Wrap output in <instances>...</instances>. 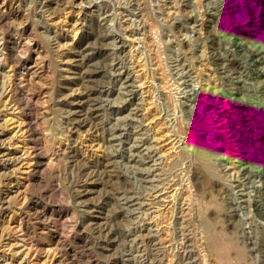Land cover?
Listing matches in <instances>:
<instances>
[{
	"label": "rangeland",
	"instance_id": "rangeland-1",
	"mask_svg": "<svg viewBox=\"0 0 264 264\" xmlns=\"http://www.w3.org/2000/svg\"><path fill=\"white\" fill-rule=\"evenodd\" d=\"M263 2L0 0V264H264Z\"/></svg>",
	"mask_w": 264,
	"mask_h": 264
},
{
	"label": "bare ground",
	"instance_id": "bare-ground-1",
	"mask_svg": "<svg viewBox=\"0 0 264 264\" xmlns=\"http://www.w3.org/2000/svg\"><path fill=\"white\" fill-rule=\"evenodd\" d=\"M264 3V2H263ZM259 17H260V20L262 21H264V4H263V7H262V9H261V12H260V14H259ZM0 43H1V41H0ZM3 45H5V43H3ZM241 47V44H238L237 45V48H240ZM2 54H0V61H2ZM251 57H254L253 55H251ZM8 59H9V54L7 53L6 55H5V57H4V60H5V63H7V61H8ZM17 59H19V58H17L16 56H15V60H17ZM17 62H19V60L17 61ZM0 64H2V63H0ZM6 65V64H5ZM10 67L14 70L15 68H16V65H10ZM5 89L6 90H8V89H10V93H8V95H9V99H12L13 98V96H19V97H23V91H20V90H16V89H12V83H11V81L9 82V84L7 83V85L5 86ZM13 91H15V93H13ZM15 94V95H14ZM17 105V107H19V106H24V107H30L31 106V104H30V100H28V102H26L25 101V99H23V98H20V100H19V102H18V104H16ZM31 112V114H30V116H29V118H27V119H24V120H22L21 121V123H20V125H21V127L22 128H20V130L21 131H23L22 133L23 134H25V133H28V132H32L33 131V129H34V126L37 124V121L33 118V114H32V112H33V110H31L30 111ZM25 126V127H24ZM6 155H8V154H6ZM12 159V158H11ZM1 160V159H0ZM0 183H1V181H0ZM262 216H263V218H264V213H260ZM208 230H211V229H208ZM210 232V231H209Z\"/></svg>",
	"mask_w": 264,
	"mask_h": 264
}]
</instances>
